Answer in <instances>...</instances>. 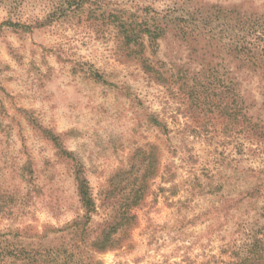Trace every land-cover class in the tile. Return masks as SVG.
<instances>
[{
  "label": "rangeland",
  "instance_id": "374dc122",
  "mask_svg": "<svg viewBox=\"0 0 264 264\" xmlns=\"http://www.w3.org/2000/svg\"><path fill=\"white\" fill-rule=\"evenodd\" d=\"M63 1L0 0V264H237L248 255L264 264V134L243 116L264 124L261 91L253 87L255 106L240 101L229 118L218 109L229 90L207 78L216 70L227 85L224 51L210 49L208 66L209 54L199 55L208 39L192 51L169 31L151 56L158 81L113 28L148 6L171 28L200 1L264 11V0H194L184 11L174 0H71L72 12ZM183 18L196 32V15ZM219 24L203 28L216 34ZM257 184L259 195L247 196ZM107 224L112 246L91 249Z\"/></svg>",
  "mask_w": 264,
  "mask_h": 264
},
{
  "label": "trees",
  "instance_id": "16d2710c",
  "mask_svg": "<svg viewBox=\"0 0 264 264\" xmlns=\"http://www.w3.org/2000/svg\"><path fill=\"white\" fill-rule=\"evenodd\" d=\"M67 1H63L62 4H67L66 7L70 8V12L74 11L77 7L79 8L71 0L68 3ZM189 1L192 2L194 0H174L173 4L175 7L179 5L184 11ZM192 9V13L184 11V14L181 13L179 19L174 18L171 28H169L170 26L165 20L163 13L160 14L149 6L144 7L143 14L129 13L127 16L117 17L116 24L113 26L115 35L121 46L125 48V51L129 52L127 54L133 53L142 70L147 74H153L158 81L163 78V72L154 68L151 56L155 53L156 48H158L160 40L165 38L169 31H176L177 35L189 45L188 48L190 47L192 51H198L199 47L196 48V46L199 45V40L202 39L200 37H204V39L210 41V43H207L209 48L200 49L199 55L204 60L208 59L206 65L209 66L211 64L212 52L210 49L224 51L226 56L227 85H224V79L221 78V75L216 70L212 69V73L207 77L208 85L215 90H219L220 94L222 93L220 92L222 88L230 92H227L230 95L229 106H218L219 113H227L229 118L236 120L241 112L238 110L240 101L246 102L248 109L255 106L256 97L250 93L253 87L261 91L260 97L262 100H260L259 104L261 108H264V11H260L256 5L252 4V1H247V3L241 1L229 5L200 1L196 5V8L193 7ZM203 13L207 16L202 15ZM183 15H187L188 17L196 15V32H192L191 30L189 32L188 25L182 24L185 22ZM212 18L214 20H211ZM214 21H219L220 23L216 34L203 28L206 25L210 26ZM42 22L38 23L35 21L32 27L40 26ZM5 23H0V26ZM22 26L29 27L25 24H22ZM207 54L209 55L206 59ZM202 61H200V64ZM201 70H203L202 66L198 68L196 75L200 74ZM240 77L244 79V82L249 83L247 85L248 95L245 98L243 97L244 95L240 96V90L238 89ZM226 86H230V89ZM248 113L246 109L243 116L247 117L246 122L249 123L250 129H258V134H264V124L253 123V114L247 115ZM153 121L158 125L160 123L155 117ZM42 132L55 145L58 155L67 153L57 136L46 130H42ZM75 182L77 196L83 211V218H90L95 210L94 203L90 196L87 182L80 170L75 172ZM260 189L261 184H257L254 187L246 189L245 193L249 197H254L259 195ZM78 224L74 221L71 226L76 230ZM105 228L107 230L100 231L92 239L90 244L91 249L103 251L112 246L113 239L110 238V235L115 230L112 224H107ZM79 264L95 263L83 262L82 260ZM237 264H260V262L256 261L253 256L248 255L238 261Z\"/></svg>",
  "mask_w": 264,
  "mask_h": 264
}]
</instances>
